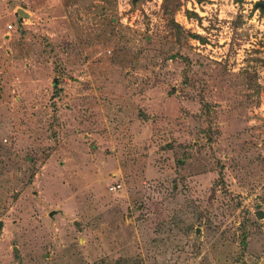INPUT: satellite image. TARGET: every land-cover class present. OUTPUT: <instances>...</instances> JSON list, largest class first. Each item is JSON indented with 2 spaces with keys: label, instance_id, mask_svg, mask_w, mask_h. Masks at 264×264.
<instances>
[{
  "label": "rangeland",
  "instance_id": "rangeland-1",
  "mask_svg": "<svg viewBox=\"0 0 264 264\" xmlns=\"http://www.w3.org/2000/svg\"><path fill=\"white\" fill-rule=\"evenodd\" d=\"M0 264H264V0H0Z\"/></svg>",
  "mask_w": 264,
  "mask_h": 264
},
{
  "label": "built area",
  "instance_id": "built-area-1",
  "mask_svg": "<svg viewBox=\"0 0 264 264\" xmlns=\"http://www.w3.org/2000/svg\"><path fill=\"white\" fill-rule=\"evenodd\" d=\"M10 28H11V26H10Z\"/></svg>",
  "mask_w": 264,
  "mask_h": 264
}]
</instances>
